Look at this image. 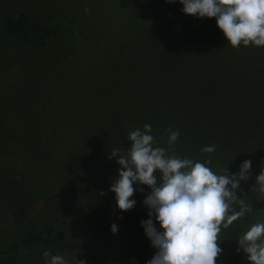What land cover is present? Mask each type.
<instances>
[{
	"label": "trees",
	"instance_id": "16d2710c",
	"mask_svg": "<svg viewBox=\"0 0 264 264\" xmlns=\"http://www.w3.org/2000/svg\"><path fill=\"white\" fill-rule=\"evenodd\" d=\"M22 1L26 9L14 0H0V97H6L0 107V179L12 184L16 166L30 163L37 180L22 194H33V186H40L35 183L55 165L46 159L60 161L58 156L64 154L61 167L55 166L63 170L67 183L80 179L86 184L83 175L89 169L97 175L88 181L109 186L120 167L109 154L125 150L128 133L150 124L154 145L166 155L207 161L217 174L237 173L244 160L251 161L248 178L235 190L251 212L222 226L218 236L231 248L225 264H253L243 249L237 251L236 238L264 221V192L255 187L264 167V46L232 47L214 17L185 14L178 0L160 10L149 6L154 0H126L129 10L122 17L108 16L102 24L111 38L105 41L107 50L95 52L92 42L76 40L82 37L81 25L95 18L91 9L104 12L111 0ZM34 7L41 12L33 13ZM88 54V65L94 64L84 75L83 56ZM171 132L179 136L169 144ZM212 145V153L201 151ZM140 188L144 192L135 190L130 197L137 204L149 192L147 185ZM52 195L71 204V213L81 214L76 218L70 213L65 219L79 231L85 228V241L70 242L61 223L58 233L52 224L26 225L18 240L0 250V264H14L53 242L66 249L89 248L98 264H106L93 242L100 233L114 264H145L154 255L140 224L149 218L148 209L143 207L139 216L113 215V233L103 228L100 218L82 216L85 209L70 199L72 194ZM56 206L59 209V203ZM153 223L158 227L154 217ZM48 249L40 251L42 259L35 264H44L42 253ZM220 262L216 258V264Z\"/></svg>",
	"mask_w": 264,
	"mask_h": 264
},
{
	"label": "clouds",
	"instance_id": "9594fccd",
	"mask_svg": "<svg viewBox=\"0 0 264 264\" xmlns=\"http://www.w3.org/2000/svg\"><path fill=\"white\" fill-rule=\"evenodd\" d=\"M178 2L185 14L197 18L214 17L216 26L232 47L264 46V0ZM151 133L150 124H145L143 130H132L127 135L129 146L123 151L113 149L109 154L120 166L109 188L115 194L116 206L127 211L136 204L130 197L135 190H143L140 185L150 189L142 201L149 218L141 220L140 224L155 252L145 264H216L222 252L218 246L221 227L226 228L251 212L235 194L239 181L248 178L251 161L244 160L237 173L226 175L224 170L217 174L207 166V161L166 155L164 148L154 145ZM178 136V132H171L169 144ZM214 150L212 145L201 151L212 153ZM157 172L159 176L155 175ZM255 179V187L264 192V167ZM232 205H237L238 210ZM110 229L115 233L117 225L113 223ZM236 240L238 252L243 249L253 264H264V222L251 225ZM42 255L44 264H69L63 256L53 255L48 250ZM79 262L85 264L83 260Z\"/></svg>",
	"mask_w": 264,
	"mask_h": 264
},
{
	"label": "rangeland",
	"instance_id": "374dc122",
	"mask_svg": "<svg viewBox=\"0 0 264 264\" xmlns=\"http://www.w3.org/2000/svg\"><path fill=\"white\" fill-rule=\"evenodd\" d=\"M24 1L28 3L31 2V0ZM14 2L18 4L20 8L26 9L22 0H14ZM125 2L126 0H111L104 7V9H106L104 10V12L100 11L98 13L94 9H91L90 15L95 18L92 21H88L81 25L80 32H82V37L77 39L76 42H92L91 44H93V49L95 52H98V50H107L105 41L111 40V38H109L108 35H105V33L103 32L104 28L102 27V24L106 20H110V17L108 16L114 15L115 17H122V15L129 10V7L127 8V4ZM167 5L168 0H154L149 6L155 8L156 10H160V8H163ZM66 6L71 7V5ZM74 6L75 5L72 4V9H75ZM33 9V13L41 12L40 8L38 7H34ZM47 15L49 16L48 20H52L51 14L47 13ZM38 16L43 20L46 19V15L43 13H40ZM68 22L70 23L69 20ZM83 57L84 60H87L86 66L82 68L85 70V75L89 70H92L91 66H93L94 63L88 65L91 61V58H89V54ZM74 67L75 65L68 63V68L74 69ZM50 77L51 76H47L44 80L48 81ZM21 87L22 86H20V88ZM24 88L26 89L27 86ZM4 100H6L5 96L0 97V107H4V105H6L3 102ZM17 102H19V100H17ZM58 157L60 161L57 158H51L50 160L46 158L45 159L49 164L54 163L56 166L61 167L60 163H63V161L65 160L64 154L59 155ZM29 164L23 161L16 166V172L12 184L8 185L6 180L4 181L3 179H0V250L8 249L14 241L18 240L19 235L21 234V230H23L26 225H33L42 228L43 226H50L52 224L57 229L56 233H58L61 223V225L67 230L68 234H66V238L70 242L81 244V242L83 243L85 241L82 239L84 237L85 228L84 230L79 231V227L70 225L67 221L68 218L65 219L66 215H69L71 213L70 210H72V205L66 203L65 201L58 200L59 198H57L56 196L54 197L52 194H55V192L72 194L73 196L69 195L70 199H74L75 201L79 202L83 209H85V214H83L82 216L85 217L86 215H89V219H96L97 217L100 218L102 220V226L104 229H109L112 225L113 215H116V218L118 219H121L122 214H124L125 212L128 213L129 216H134V214L139 216L141 214L140 211L143 209V207L144 211L147 209V207L143 203H136L133 208L127 211L119 210L114 199L115 194L109 190L110 185H100L94 182V180L92 182L88 181L97 175V171L95 172V170L92 171L89 169H87L86 174L83 175L85 176V181H87L86 184L84 180L79 181L80 179L71 183H67L63 179V175L61 174V172L63 173V170L61 171V169L56 167L55 165L50 166L51 169H47L46 173L45 171H42V174L45 173L42 176V182L35 183V185L40 186H33V189L31 190L33 194L30 192L22 194L23 188L27 185L30 186L31 180H37V170L31 168ZM79 169H75V173H81L82 171H80ZM51 175L53 176L52 178ZM144 189L145 188H143L142 190L143 192ZM148 190L150 191L149 188ZM19 195L21 196V198L19 197ZM91 195L93 197H90ZM56 199L58 200V202H56ZM56 203H59V209L56 206ZM75 204H73V207H76ZM89 205L91 206L90 209H88ZM232 207L234 208V205H232ZM70 215H75L76 218L81 216L79 212H73ZM100 234L101 235H99V239L92 238L94 239V246L96 245L97 252L102 254L106 264H114L113 262H115V258H113L114 260H111L112 253L108 250L106 237L103 236L104 233ZM218 239V246L222 249V252L217 257L219 262L221 260L222 262L218 264H225V262H228V260L230 259L229 250L231 248L226 242L225 245H223V243H220V236H218ZM45 247H48V251H50L52 254H59L63 256L67 261H69V264H80L79 260H83L85 264H98L96 259L93 257V254H91L89 248H83L81 246L77 247L76 249H66L59 246L57 242H53L52 246H49V244H47L46 246L45 244L41 245V248H39L34 254L21 256L19 260L14 264H35L37 260L42 259L40 251L44 250ZM44 258L45 257L43 256V259Z\"/></svg>",
	"mask_w": 264,
	"mask_h": 264
}]
</instances>
